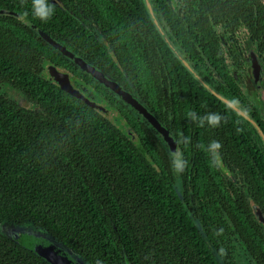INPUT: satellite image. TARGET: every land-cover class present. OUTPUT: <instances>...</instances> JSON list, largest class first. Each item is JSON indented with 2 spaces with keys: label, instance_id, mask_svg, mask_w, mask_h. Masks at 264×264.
<instances>
[{
  "label": "trees",
  "instance_id": "trees-1",
  "mask_svg": "<svg viewBox=\"0 0 264 264\" xmlns=\"http://www.w3.org/2000/svg\"><path fill=\"white\" fill-rule=\"evenodd\" d=\"M60 1L75 5L77 19L93 21L101 32L92 41L100 56L91 63L109 74L118 71L109 46L142 86L146 102L153 93L150 52L155 41L162 53L158 62L166 65L160 83L162 77L170 79L178 91L187 85L189 93L183 96L201 101L206 111L222 104L193 80L154 19L174 44L187 50L194 68L215 59L222 46L217 27L229 36L249 31L258 42L264 39V0ZM50 3L56 16L46 23L33 16V0H0V8L17 4L18 11L46 31L64 34L62 26L71 24L79 25L75 32L85 31ZM201 16L203 38L197 43L192 30ZM197 45L204 54L199 63ZM45 63L68 71L76 67L16 18L0 16V226L40 231L85 264H264V225L253 217L250 205L253 201L264 214V185L249 184L252 166L245 135L255 133L257 144L263 143L256 131L236 124L220 129L222 160L233 179L207 152L211 136L190 138L194 145H187L183 155L187 166L177 175L162 142L153 143L142 133L141 143H134L112 119L44 76ZM73 73L82 76L81 71ZM92 80L120 107L122 101ZM7 84L32 108L9 99L3 92ZM0 264L49 263L0 232Z\"/></svg>",
  "mask_w": 264,
  "mask_h": 264
},
{
  "label": "flooded vegetation",
  "instance_id": "flooded-vegetation-1",
  "mask_svg": "<svg viewBox=\"0 0 264 264\" xmlns=\"http://www.w3.org/2000/svg\"><path fill=\"white\" fill-rule=\"evenodd\" d=\"M18 7L19 5L16 4L11 9L5 8L4 10L14 12L24 17L26 20L35 23V21H33V19H31L29 16L18 11ZM75 7V5H65V9H62L60 7L59 8L66 11V14L68 13L74 19H77V15L73 12V8ZM27 8L28 7H25L24 10H26ZM53 16H56V14H54ZM196 17L194 18L196 19ZM77 20L83 27H85V31H83L82 34L75 32L77 30V27H79V25L76 24H71L68 29H65L64 26H62L64 34H62L60 31H46V28L42 27L41 25L40 29H42L52 38L58 40L63 45L73 50L86 60L92 62V60H95L100 56L97 44L93 45L92 41L96 39V37L94 36L101 32L97 31V29L94 27L93 21L88 20L84 22L81 19ZM20 22L23 23L22 21ZM201 22L203 24L202 16L200 17V21H198V23L192 30L198 35L197 43L199 42L200 38H203V36L199 35V30L202 28ZM154 23L163 36L164 40L166 41L169 49L172 50V52L180 60L183 61V64L191 73L193 80L199 83L198 86H201L203 89L207 90L212 96L215 97V99L219 100L222 104L217 106L215 110L206 111L203 106H200L202 105L201 101L194 103L183 96L189 93V88L187 85L183 88V91H178L173 90V87L168 83L170 79H164V77H162L164 83H160L161 78L159 74H161L164 66L166 68V65L160 64L158 62L162 53L161 50H158L155 41L152 42L150 52V73L152 75V78L149 90L153 91V93L149 102H146L144 100L145 96H143L141 92V90L143 89L142 86L139 85L138 81L135 80V78L134 80L130 78L132 76L129 75V70L124 69V67L121 66L119 60L118 62H115L118 66V71L112 70L111 74L107 73L110 76L111 81L123 88L135 102H137L148 112V114H150L154 122L158 124L159 128L163 132L168 134L170 139L176 145L177 151H179L182 155H185V147L188 149L189 147H193L194 145V142H191L190 138L191 140H193V138L197 137H201L202 139L206 136H211L209 139L210 142L216 141L219 143L222 138L220 129H222L223 124H227V126L236 124L239 127L240 125H243L244 128L248 131H256L257 134H259V136L262 138L263 143L257 144L255 140V133L245 132V135L249 142V161L251 162L252 166V174L248 176V181L250 185L258 184L263 186L264 171L261 169L264 168V107L261 100L262 93H264V73L263 78L260 82L261 84H254L252 81L250 82L251 78L249 65L247 63V58L249 55V43H252L259 52L261 64L264 70V47L262 46V44L264 43L263 36L258 42L259 39H254L252 33H250L249 31L238 32L235 33L234 36H229L224 30H222L224 28L217 27L214 29V31L218 33V36L222 42V46L219 48V51L214 53L215 59L212 61V64L206 62V66L205 64L202 67L196 65V67L194 68L192 67L193 62H188L190 56L187 50L182 48L180 49L176 44H174L173 36H171L170 39L168 35L170 33L168 31V33L164 31L161 26L158 25L156 19H154ZM222 32H225L228 36H225ZM103 42L104 46L107 48L108 43L105 41ZM259 47H262V52L259 51ZM109 54L112 57L110 52ZM196 55L198 58L197 62L199 63V57H203L204 54L198 45ZM214 64H216V67L214 66ZM53 65L60 73L68 76L71 86L76 89V96L81 97L82 95H85L94 101L102 103L104 109L109 114L108 118L112 119L123 132H126L129 129L135 131L137 144L141 143V134H147L149 136V139L153 143H163L166 146L169 155L170 153H172L171 145H168L162 139L160 132H158L156 126L148 123L143 119L140 113L132 111L126 104L121 102V105L119 107L107 100L105 93L99 91L93 85L94 82L92 79L94 78L92 77V75L87 72L81 71L76 67V69L74 67H71L72 70L68 71L65 70L61 65ZM219 69H221V72L219 71ZM75 70H78V72L81 71L82 76L78 77L76 74H74L73 72H75ZM113 74H115L116 76ZM98 84L100 83L98 82ZM159 84L161 88H159ZM188 97H190V100L193 98L191 94H189ZM192 112H195L198 116H205L208 113H217L221 116L220 124L217 127H209L206 123L201 124L197 121H193L189 117V113ZM207 130L208 133L205 134V131ZM212 131L215 133L213 134ZM181 136L187 138V144L179 142ZM206 150L209 155L212 156V160L222 168L224 173H228V171L230 172V175L228 177H232L233 179L231 168L225 163V161L223 162L222 160V154L225 153V150L221 146V144L219 143V148L214 153L210 154L209 150ZM252 204L255 203L253 201L250 202L253 217L260 224L264 225V222L260 221L256 217L253 211ZM256 206L260 209L258 205ZM261 213L264 217L262 211ZM27 229L34 231L30 228ZM232 239H237L236 235H232Z\"/></svg>",
  "mask_w": 264,
  "mask_h": 264
},
{
  "label": "water",
  "instance_id": "water-1",
  "mask_svg": "<svg viewBox=\"0 0 264 264\" xmlns=\"http://www.w3.org/2000/svg\"><path fill=\"white\" fill-rule=\"evenodd\" d=\"M51 2L58 7L65 9L64 4L59 0H51ZM0 16H11L23 22L24 25L29 27L33 32H35L40 38H42L51 48L58 51L66 60L70 61L74 64L78 69L81 71L87 72L94 79H96L106 90L110 93L115 95L120 101L126 104L132 111L138 112L142 115L143 119L146 120L148 123L156 126L158 132L162 139L168 144L171 145V152H176V145L170 139L167 133L163 132L158 124L154 122L150 114L137 102H135L128 93L121 88L119 85L115 84L111 81L110 76L94 65L93 63L89 62L73 50L69 49L65 45H63L58 40L52 38L42 29H40L34 23L26 20L24 17L10 12L4 9H0ZM108 46V44H107ZM108 50L111 53L115 62H118V59L113 54L112 49L108 46ZM249 55L247 58V63L249 65V72H250V82L252 81L254 84H261V80L263 78V67L260 60V55L258 50L254 47L252 43H249L248 49ZM44 76L48 77L51 81L55 83V85L67 92L76 94V89L71 86L69 82V78L67 75L60 73L56 67L52 63H45L44 65ZM3 92L7 94L9 99L17 103L19 106L30 109L32 108L31 102L26 99L17 89L13 88L10 85H4ZM81 100L93 108L96 112L101 114L102 116L108 118L109 114L104 109L102 103L94 101L89 97L82 95ZM263 107H264V93H262V100H261ZM127 136L134 142L137 143L136 132L132 129H129L125 132ZM253 211L256 217L264 222V217L260 211V209L255 205L252 204ZM3 234L8 236L15 242H18L22 246L28 248L29 250L35 252L38 256L44 259L49 264H85L78 256L74 255L70 250L61 246L54 240L46 237L44 234L32 231L29 229H24L14 225H4L3 227Z\"/></svg>",
  "mask_w": 264,
  "mask_h": 264
},
{
  "label": "clouds",
  "instance_id": "clouds-1",
  "mask_svg": "<svg viewBox=\"0 0 264 264\" xmlns=\"http://www.w3.org/2000/svg\"><path fill=\"white\" fill-rule=\"evenodd\" d=\"M32 14L38 18L41 22H48L51 17L55 14V9L51 5L50 0H33ZM189 117L193 121H197L201 124H207L209 127H217L220 124L221 116L217 113H208L205 116H198L195 112L189 113ZM180 143L187 144V138L184 136L180 137ZM219 148V143L216 141L210 142L208 150L214 153ZM187 166V161L183 155L179 152L170 153V167L177 174H182Z\"/></svg>",
  "mask_w": 264,
  "mask_h": 264
},
{
  "label": "rangeland",
  "instance_id": "rangeland-1",
  "mask_svg": "<svg viewBox=\"0 0 264 264\" xmlns=\"http://www.w3.org/2000/svg\"><path fill=\"white\" fill-rule=\"evenodd\" d=\"M4 225H8V224H4ZM4 225H1V226H0V232H2V233L4 232V231H3V227H4ZM14 226H18V227H21V228H24V229L27 228V227L19 226V225H14ZM39 233H40V231H39ZM243 264H245V262H244Z\"/></svg>",
  "mask_w": 264,
  "mask_h": 264
}]
</instances>
